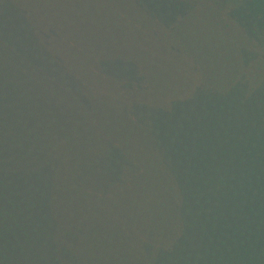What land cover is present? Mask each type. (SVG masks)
Returning <instances> with one entry per match:
<instances>
[{
    "label": "trees",
    "instance_id": "obj_1",
    "mask_svg": "<svg viewBox=\"0 0 264 264\" xmlns=\"http://www.w3.org/2000/svg\"><path fill=\"white\" fill-rule=\"evenodd\" d=\"M260 1L213 78L198 0H0V264H264Z\"/></svg>",
    "mask_w": 264,
    "mask_h": 264
},
{
    "label": "rangeland",
    "instance_id": "obj_2",
    "mask_svg": "<svg viewBox=\"0 0 264 264\" xmlns=\"http://www.w3.org/2000/svg\"><path fill=\"white\" fill-rule=\"evenodd\" d=\"M257 1L258 0H198L197 9L194 10L191 17L186 19L183 29L180 30V34H185L184 39L190 45L191 51L195 53V58L200 60L202 68L209 70L214 68L213 71L209 73V77L223 78V71L235 61L232 46L233 40H235V29L230 21L237 25L240 31L244 33V36L247 35L246 29H250V20L253 18L251 15H254L260 9L261 5H263V3ZM253 7L256 9H253ZM257 8L259 9L257 10ZM94 16L96 18V30L94 31L92 28H88L89 32L84 33L85 36L83 37H86V39L92 43V35L97 34V39L102 36V33L108 35L114 24V19L110 14H106L105 16L95 14ZM226 17H229L230 21ZM79 34L80 32L78 35ZM80 38L81 37L78 39L81 40ZM182 69L179 72L175 67L172 74L178 76L181 74L183 75L186 69H184V67ZM92 129L93 135L95 139H97L96 137H98V135L94 133L95 127H93V124ZM80 130L87 131V129L83 128ZM89 137L90 136L86 135L83 141L85 142ZM130 137L134 146L141 147L147 145L144 140L137 139L139 136L134 133H127L125 135V138ZM92 140L94 141L93 138L90 139V141ZM99 141L102 142L101 139ZM64 199L65 196L59 197L60 205L63 203ZM68 203L69 202H65L62 207L73 209L68 207Z\"/></svg>",
    "mask_w": 264,
    "mask_h": 264
}]
</instances>
